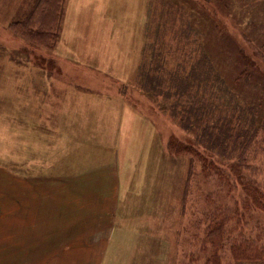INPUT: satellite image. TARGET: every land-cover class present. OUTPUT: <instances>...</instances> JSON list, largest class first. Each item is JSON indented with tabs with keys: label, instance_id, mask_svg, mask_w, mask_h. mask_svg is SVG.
<instances>
[{
	"label": "rangeland",
	"instance_id": "1",
	"mask_svg": "<svg viewBox=\"0 0 264 264\" xmlns=\"http://www.w3.org/2000/svg\"><path fill=\"white\" fill-rule=\"evenodd\" d=\"M57 1L58 38L56 43H52L51 49H47L23 42L9 29L15 14L22 16L26 13L30 0H0V264H20L21 259H29L25 264H36L34 254L48 250L45 246L50 242L49 236L44 238L46 232L55 231V235L59 236L60 233L57 231L63 229L60 228L59 220L62 204L36 203L37 205L31 209L22 198V154L27 156V150L31 148L28 143L31 135L36 140V135L39 134L42 142L45 140L50 142L56 138L45 137H53L60 131L64 137L63 131L79 133L80 130L77 137L88 140L97 149H104L90 139L100 140L106 137L101 142L113 144L116 135L112 132L119 122L115 120L105 124L96 135L92 136L90 129L96 131L97 125L93 126L95 121L90 115L110 117L116 115V112L121 116L127 113L134 116V119L126 125L133 135H143L146 125L151 126L150 131L154 129L158 132L155 134L152 131L147 141L129 139L130 134H126V139L123 141H115L121 148L124 145L131 148L135 143L138 147V143H141V147L146 151L144 163H147L150 171L110 172V211L117 207V196L143 198L148 196L146 191L149 185L154 184V187L152 191L149 189L151 200L147 210L144 209V204L142 208V205L135 200H130L128 203L127 210H130V215L121 218V233L111 253L113 264L126 263L127 260H130L128 264H191L190 258L196 261L194 264H207L205 260L208 256L205 259L201 254L198 255L196 237L198 226H193L195 221L191 214L194 208L190 209L195 206L199 209L202 207L203 202L199 200L204 194L202 178L196 168L193 178L189 181L188 195H185L183 200V195L187 192L186 188L184 193L186 184L184 182L188 160L172 156L168 151L171 136L186 140V133L180 129L177 122H173L158 110L161 97L153 101L151 95L139 89L137 81L133 82L132 79L131 81L128 79L130 86L124 91L120 81L104 76V74H113L114 70L120 68L124 57L118 54L123 55V52H128L131 47L136 48L139 53L138 67L144 63V50L148 42L145 40L144 46L143 42L144 36H147L149 31L148 10L149 3L153 0ZM197 9L200 10L198 6ZM261 9L258 5L248 9L243 7L241 11L243 15L239 17L254 22L262 17ZM238 23L240 21L235 24L239 28ZM156 24L155 18L152 22L153 28ZM262 32L264 26L260 23L256 31L258 39H264ZM168 35L167 32L163 34L164 38ZM123 38L126 39L125 44L122 43ZM217 49L219 50L209 47L208 54L213 57V62L217 61L221 64L222 70L230 78V84L238 88V102L242 104L246 103L245 101L256 102V97L263 91V89L258 90V80L255 79L257 81L255 89L246 85L244 80V86L240 85L234 79L238 75L236 67H240L236 61L237 55L229 54L225 45ZM92 71H96L95 76ZM92 81L102 88L104 84L113 85L117 82L121 86L116 87L117 92H107L109 96L102 91L84 94L78 90L63 91L60 87V85H69L70 82L76 84ZM260 88H264V85ZM242 89H246L250 96L244 98ZM111 96L115 97V100H111L110 103L111 105L115 103L116 108L102 99L105 97L111 99ZM70 101L74 103L71 107ZM82 104L84 106L87 104L89 108L88 112L83 111L81 119H78L81 124H77L76 115L72 114H77ZM136 115L146 116L153 124L136 119ZM215 117L216 114L212 113L206 123L201 122L207 130L216 125ZM142 124H145V127H142ZM29 161L30 159L25 160V163ZM25 171V175H29V172L34 174L27 167ZM76 174L78 179L87 182L90 179L89 173ZM103 175L104 173H92V182L101 185L104 181ZM116 186H119L118 191ZM35 190L37 191L38 188L36 187ZM224 199V193L217 194V200ZM225 204L233 208L232 200H227ZM37 206L41 219H38ZM78 206L65 205V208L72 212L73 208ZM227 215L234 218L232 211ZM102 232L106 233L105 230L99 231V235ZM93 236L91 231H86L84 240L87 247L76 249L72 254L76 261L80 262L86 258V255H92L89 250L96 248L88 247L92 245ZM104 239L105 236L102 237V241ZM38 243L41 244L38 249L29 247ZM69 243L71 244L72 241ZM228 252L226 245V251L222 254L221 251L219 252L223 256L219 264L230 263L231 257Z\"/></svg>",
	"mask_w": 264,
	"mask_h": 264
},
{
	"label": "trees",
	"instance_id": "2",
	"mask_svg": "<svg viewBox=\"0 0 264 264\" xmlns=\"http://www.w3.org/2000/svg\"><path fill=\"white\" fill-rule=\"evenodd\" d=\"M257 5L260 19H240L243 7ZM57 7V0H30L26 13L15 14L9 29L23 42L51 49L58 38ZM148 16L144 63L131 79L153 101L161 97L158 110L186 133V140L171 136L168 151L188 160L183 200L196 168L202 178V207H190L193 226H198V255L208 256L207 264H219L228 245L229 264H264V39L256 35L260 23L264 26V0H153ZM165 32L169 35L164 38ZM223 45L240 64L234 79L252 89L258 80L263 91L256 102L239 103L238 88L208 54L209 47L219 50ZM129 86L121 87L126 91ZM242 93L250 96L246 89ZM212 113L216 125L207 130L201 122ZM221 193L225 199L217 200ZM227 200H232V209ZM230 211L234 218L227 215ZM93 218L95 229L104 225L99 215ZM88 226L79 221L63 227L60 231L67 235L60 232L59 242L70 244Z\"/></svg>",
	"mask_w": 264,
	"mask_h": 264
},
{
	"label": "crops",
	"instance_id": "3",
	"mask_svg": "<svg viewBox=\"0 0 264 264\" xmlns=\"http://www.w3.org/2000/svg\"><path fill=\"white\" fill-rule=\"evenodd\" d=\"M136 36L140 37V35ZM122 40V43L125 44L126 39L123 38ZM116 49L117 48L115 47L114 50ZM118 55L124 57L120 68L114 70L113 74H104V76L108 77L109 79L115 78L122 83L121 85H124L128 83V79H131L136 74L140 58L138 57V51L134 47H131L128 52H123V55L121 53ZM92 74L95 76L96 71H92ZM121 85L118 82L113 85L104 84L102 88L99 84L92 81L90 83L80 82L76 84L70 82L69 85H60V87H62L63 91L66 90L71 92L78 90L84 94H87V92L92 93L95 91H102L108 95L107 92H117L116 87H120ZM102 99L107 100L109 102L108 104L111 105L110 102L111 100L114 101L115 97H112L111 99L105 97ZM124 102H126L125 99ZM71 104L74 103L70 101V107ZM111 106L116 108L115 103H112ZM88 108L89 106L87 104L86 106L82 104L81 107L78 108L77 114H72L74 116L76 115L75 119L77 124H81L78 119L84 114L83 111L86 113L88 112ZM130 108L132 109V106H130ZM73 109L75 108L73 107ZM74 112L76 113V109ZM90 116L95 121L93 126L97 125L96 131H93L92 128L90 129L92 136L96 135L98 133L97 131L100 128H103L105 124L118 120L119 124L112 132L114 135H116L113 144L101 142V140L106 139V137H103L100 140H97V138H91L90 140L96 142L98 147L104 148L97 149L93 146V143L88 142V140H81L76 136L81 132L80 130L79 133L63 131L65 135L64 137L62 136V131H60L57 132L53 137H45L47 139L56 138L54 141L50 140V142H47L48 140L42 142L39 134L36 135V140L33 139L35 137L31 135L30 140H28L31 148H28L27 156L22 154L21 164L23 176L21 180V195L24 199V202L29 205L31 209H33L34 205L41 203L53 205L62 204L64 208L62 207L60 209V228L64 227L67 229L70 225H73L79 221H85L87 223L89 222L88 228H90V230L87 228L84 231H79L74 239H69V241H72L71 245H73L75 248H73L70 244H61L59 242V238L55 235V231L54 233L46 232L44 238L49 236L48 240L50 242L49 245L45 246V248H48V250L43 253L37 252L34 254L36 257V264H113V261L111 260V253L115 249V242L121 233V218L126 215H130V210H127L128 203L130 200H135L137 203L142 205V208L144 204V209L146 210L150 205L149 203L151 197H149V195H151V192L149 189L152 191L154 184L153 186L149 185L148 190L146 191L148 194L147 197H135L132 199L128 195L123 197L117 196V207H115L113 211H110V175L111 173L122 171L132 173L150 171V169L147 167V163H144L146 151L144 147H141V143H138L139 148L137 147L136 143L133 144L131 148H128L125 145L123 148H121L115 141L125 140L126 134H130L129 139H133L134 141H147L150 138L152 131L155 134H157L158 131L154 129H151L150 131L151 126L146 125L147 128L146 131L143 132V135H133V133H131L126 126L134 119V116L130 113L123 114L121 116L116 112V115H112L110 117H108V115H101L97 117H94V115ZM135 118L144 120L148 124H153V122L147 119L146 116L136 115ZM142 127H145V124H142ZM29 159V163H25V160ZM26 167L27 169H30L32 172H34V174L29 172V175H25ZM77 172L89 173V181L87 182L84 179H78L76 174ZM92 173H104V181L101 183V185H97L96 183L92 182ZM135 178H137V176H135ZM126 185L129 186V184ZM36 187L38 188L37 191L35 190ZM40 187L41 189H39ZM118 187L119 186H116L117 191ZM65 205L79 206L77 208L74 207L71 212L65 208ZM36 212L38 214V219H41L38 206L36 207ZM96 215L101 217L99 224L104 225L95 229L93 224L95 223L96 219L93 217ZM108 219L110 220L107 222ZM103 230H105L106 233L102 232L99 235L98 232ZM86 231H91L95 236L92 237V245L88 248L93 246L96 249H90L89 251H91L92 255H86L85 259H82V261L78 262L72 254L76 252V249H85V247H87V243L84 240ZM57 232H64L67 235V231H60L59 229ZM66 235L63 236L65 237ZM38 236L41 237L40 235ZM101 236H105L103 241ZM37 240L39 241L40 239ZM34 241L36 240L34 239ZM81 243L83 245H81ZM40 246L41 244L38 243L30 245L29 247H36V249H38ZM27 261H29V259H21L20 264H25ZM129 261L127 260L126 263L122 262L121 264H128Z\"/></svg>",
	"mask_w": 264,
	"mask_h": 264
}]
</instances>
